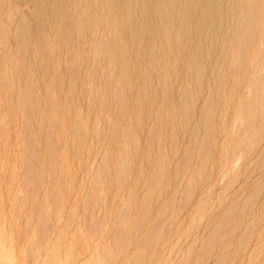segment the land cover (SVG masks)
<instances>
[{
	"label": "rangeland",
	"instance_id": "374dc122",
	"mask_svg": "<svg viewBox=\"0 0 264 264\" xmlns=\"http://www.w3.org/2000/svg\"><path fill=\"white\" fill-rule=\"evenodd\" d=\"M0 264H264V0H0Z\"/></svg>",
	"mask_w": 264,
	"mask_h": 264
},
{
	"label": "bare ground",
	"instance_id": "6f19581e",
	"mask_svg": "<svg viewBox=\"0 0 264 264\" xmlns=\"http://www.w3.org/2000/svg\"><path fill=\"white\" fill-rule=\"evenodd\" d=\"M28 11V10H27Z\"/></svg>",
	"mask_w": 264,
	"mask_h": 264
}]
</instances>
